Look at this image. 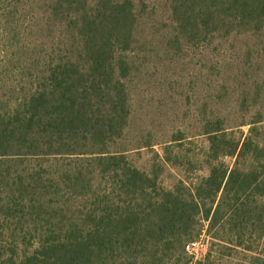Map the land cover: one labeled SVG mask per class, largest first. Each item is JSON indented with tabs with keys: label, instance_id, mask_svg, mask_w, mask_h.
<instances>
[{
	"label": "trees",
	"instance_id": "obj_1",
	"mask_svg": "<svg viewBox=\"0 0 264 264\" xmlns=\"http://www.w3.org/2000/svg\"><path fill=\"white\" fill-rule=\"evenodd\" d=\"M47 13L70 50H51L22 103L0 109V264H190L185 246L204 222L214 247L253 252L264 239V111L241 138L212 122L207 175L163 188L160 166L141 170L115 148L130 111L132 1L54 0ZM171 16L189 45L229 27L264 32V0H172Z\"/></svg>",
	"mask_w": 264,
	"mask_h": 264
},
{
	"label": "rangeland",
	"instance_id": "obj_2",
	"mask_svg": "<svg viewBox=\"0 0 264 264\" xmlns=\"http://www.w3.org/2000/svg\"><path fill=\"white\" fill-rule=\"evenodd\" d=\"M52 1L0 0V109L22 103V85L34 81L51 50H70L68 31L47 13ZM131 1L136 23L125 80L130 111L115 148L141 170L160 166L161 187L174 189L181 181L188 187L208 173L205 132L211 123L241 138L249 130L243 125L264 111V32L229 27L220 37L202 36L189 45L172 21V0ZM19 164L9 165L12 174ZM202 226L190 264H246L249 255H264V239L246 256L228 243L214 247L218 242L207 223Z\"/></svg>",
	"mask_w": 264,
	"mask_h": 264
},
{
	"label": "built area",
	"instance_id": "obj_3",
	"mask_svg": "<svg viewBox=\"0 0 264 264\" xmlns=\"http://www.w3.org/2000/svg\"><path fill=\"white\" fill-rule=\"evenodd\" d=\"M198 246L197 242L189 243L185 246V250L187 253L193 254L196 251V247Z\"/></svg>",
	"mask_w": 264,
	"mask_h": 264
}]
</instances>
